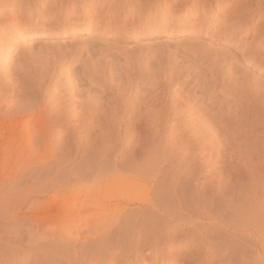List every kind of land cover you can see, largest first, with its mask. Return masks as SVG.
Segmentation results:
<instances>
[{
    "label": "rangeland",
    "instance_id": "1",
    "mask_svg": "<svg viewBox=\"0 0 264 264\" xmlns=\"http://www.w3.org/2000/svg\"><path fill=\"white\" fill-rule=\"evenodd\" d=\"M115 1L117 0H110L109 4ZM120 1H123V6L115 15L109 18V6L98 9L99 15L94 17L93 24L83 30L84 18L91 12L83 10V17H77L75 12L63 16L61 10L54 11L52 2H49L43 10L35 6L24 11L22 14L25 15L16 16L21 10L20 4L0 2L2 17L13 19L8 26L0 24V71L6 72L18 65L29 66L30 72L33 71L35 75L40 68L46 66L52 71L54 60L60 61V58L62 60L68 53L67 57H71V52H74L75 57H66L61 63L57 62L58 66L52 71L54 79L46 80L43 90L48 86L53 92L65 90L64 94L78 90L81 93H75L81 95L80 98L76 95L75 99L86 98L82 101L83 104L70 114L73 116L83 109L82 113L80 112L83 114L82 119L80 118L82 121L70 117L67 122H70L69 126L73 125L71 128L60 127V124L54 127L53 132L57 139L35 143L27 142L22 136L10 138L9 133L1 136L0 238L9 240L12 236L18 239L27 234L26 229L20 230L19 220H13L21 211L31 213L39 208L30 220L43 218L48 206H40V203L46 200V193L59 189L57 185L62 184V180L54 177L55 174L49 176L41 170L55 169L65 159L62 161L61 174L71 172L72 176L71 184L66 189L68 192L92 188L96 177L106 172L111 175L152 174L151 176H157L159 179L162 177L168 181L176 177L175 181L179 178L177 182L165 181V186H158L156 189L164 191V187L168 186L166 189L170 190L171 197L176 191V194L179 191V196L186 192L187 196L194 197L192 199L205 195L212 198L208 202V199L206 200L209 206L222 201L225 196V205L230 206L235 202L236 205L230 206L232 209L242 206L246 209L251 198L245 202L238 196L255 193V203L260 207L257 223L260 230V257L256 264H264V65L260 66L259 61L253 60L255 57L258 60L264 58V10L242 16L244 10H247L242 4L248 0H218L201 12L198 9L203 3L202 0H189L187 6L186 0H160L158 3L162 2L164 5L161 3L157 15L156 8L152 14L144 12L145 8L136 7L138 3L135 0ZM99 2L100 0H97L96 3ZM148 2L151 3L152 0ZM126 8L133 12L127 13ZM237 8L244 9L238 10L243 18L237 16ZM122 11L125 13L118 17ZM102 20H113L114 23L98 30ZM157 21H161V29L156 26ZM252 24L255 29L247 32L248 25ZM14 29L17 34L15 39L10 35ZM29 29L32 33L29 36H18L22 30ZM32 41H42L39 45L40 47L44 44L42 52L27 49ZM50 44L53 45V51ZM64 49H69V52L65 54V51H62ZM47 51L49 52L46 53ZM37 57L40 58L38 61L44 60L43 64L31 60H37ZM29 60L36 66L29 63L26 65L31 62ZM30 66H33L37 73ZM28 74L31 75L29 72ZM40 74L34 77H39ZM232 76L240 79L234 78L236 82H233ZM27 85L26 83V87ZM244 85H247L245 87L251 92H248ZM13 86L8 90L0 87V114H4L11 107L18 108L20 103L22 105L28 102L24 93L12 95ZM53 92L51 91L50 95L53 96ZM62 94H55V100L61 98ZM121 94H124V97L120 96ZM52 96L45 98L51 100ZM55 100V104H50L48 110L65 111V107L72 103L67 99H59L63 103L58 100L59 105L56 108ZM137 108H140V111ZM82 122L86 125L78 129ZM33 124L31 123V127ZM259 150H262L260 152L263 154ZM248 156L252 159L249 160ZM257 179H262L260 188L257 187L258 183L260 184ZM254 186L258 189H253ZM151 191L155 192L154 187ZM143 192L137 193L136 197L144 196ZM65 193L61 188L60 197ZM25 199H30L32 203L28 200L30 204H22ZM243 201L249 204L243 205ZM33 202L38 203L37 208ZM242 208L239 211L243 210L245 213L247 209ZM69 214L70 212L65 213L66 216ZM231 214L229 212V216L226 215L229 220L239 219L235 217L238 214ZM100 215L103 216L99 211L83 212L78 206L74 216L80 218L81 223H86L96 220ZM203 230L198 228V232L204 236ZM194 232L197 233L196 237H203L201 233ZM182 234L183 232H178L173 236L179 238L175 252L182 248ZM206 236L209 237L207 244L212 249L210 253L207 244L204 246ZM218 237L205 232L201 244L200 241H190V247H183V253L191 251V246L198 244L197 248L200 249L196 248L195 251L198 250V254L201 252L202 255L208 254L201 258L196 253L192 264H212L214 261L213 264L254 262L248 257L249 253L247 256L246 252L244 257L251 260H245L243 255L236 253L239 245L236 246L235 235L227 239L230 244L235 243L236 247L230 257L226 255L227 246L222 245V238ZM186 240L190 239L185 238L184 243ZM247 245L248 243L245 248L243 244L245 249L249 247ZM241 253L245 252H240V255ZM232 257L236 258V263L232 261ZM199 258L201 260H198ZM171 263L172 261L167 262Z\"/></svg>",
    "mask_w": 264,
    "mask_h": 264
},
{
    "label": "bare ground",
    "instance_id": "2",
    "mask_svg": "<svg viewBox=\"0 0 264 264\" xmlns=\"http://www.w3.org/2000/svg\"><path fill=\"white\" fill-rule=\"evenodd\" d=\"M1 1L2 2L10 1V3L13 5L20 4L21 10L19 11V13H16V16L25 15V14H22L24 11L26 12L30 10L31 8H34L35 6H38L42 9L43 7L47 6L49 2H52L54 11L56 9H60L63 16H67L70 13L75 12L77 17H83L84 15L82 14L83 10L87 12H91L90 15H86V17L84 18L82 30L88 29L93 24L94 17L96 18L99 15L98 12L100 10L98 11V9H105L106 7L109 6V10L107 12L110 18L111 16L115 15L118 9H120L123 6V1L121 2L120 0L115 1L111 5L109 4L110 0H100L99 3H96L97 0H1ZM135 1H137L138 3L136 7H138L139 9L145 8L144 12H149L150 14H152L154 12V8H156L157 12L155 11V13L157 15L159 13L158 9L162 5H164L162 2H161L162 5L161 3H158L160 0H152L151 3H149L148 0H135ZM202 1H203V3L201 2L202 5H199L200 7V9H198L199 12L206 9L208 5L211 6L213 2H218V0H202ZM186 4L189 5V0H186L185 5ZM243 5H245L248 11L247 10L245 11L243 9L244 13L241 12L242 16L244 14L246 15L251 12L258 13L259 11L264 10V0H248L246 1V3L242 4V6ZM238 10L240 9L237 8V10L235 11L239 12ZM243 10H240V11H243ZM126 12L132 13L133 10H129V11L127 10ZM123 13L125 12L122 11L120 15H118V17H121V14ZM2 14L0 13V24H5L6 26L10 25L13 22L12 17L4 18L2 17ZM141 15H143V13ZM237 16H241L240 12L238 13ZM112 23H114L113 20H110V21L102 20L99 26L97 27V29L101 30L103 29L104 26L106 27ZM253 24L250 26L248 25L247 32H250L251 30H253L254 28ZM156 26L158 27V29H161L163 25L161 21H157ZM42 27L45 28L44 26ZM30 34H32L30 29L27 31L22 30L20 35L18 36L24 38V36H29ZM10 35L14 39L17 38L15 29L14 31L10 33ZM34 40H41V39H34ZM40 43H42V41H32V43H30V46L27 47V49L29 51H34L36 49L39 51L41 49L43 50L44 47L42 46L44 44L39 47ZM58 45H57V48H58ZM50 46H47V47H50ZM54 46L56 48V45ZM51 47L53 48V45ZM45 50L47 49L45 48ZM53 50L54 48L52 49V51ZM56 50L58 51V49ZM68 50L69 49H67V51ZM70 50L72 49L70 48ZM62 51H65L64 52L65 54L69 52V51L67 52L65 49ZM48 52L49 51H47L46 53ZM67 55H69V53ZM67 55L63 57L62 60L60 58V61H57V62L61 63V61H64L63 59H65ZM57 56L59 58V55ZM45 57H48V56H45ZM72 57H75L74 52H71V57L69 58L71 59ZM38 59L40 58L37 57V60H34L32 58L31 60L37 63L36 61H38ZM56 60H59V59H56ZM56 60H54V64H52L51 66L53 70H55L56 65H57ZM253 60H257L256 62L259 61L260 63L258 64L260 66L262 64L264 65V58H261L260 60H258V58L255 57V59ZM32 61L27 62V64L26 63L24 64L33 65L34 62L32 63ZM42 61L39 60L38 62H42ZM45 64H44V67H45ZM39 65H41V63H39ZM18 66L17 67L15 66L14 69H10L9 71H6V72L2 70L0 71V87H2L4 90H8L11 86L14 85L13 90H12V95L15 96V95H18L19 93H24L25 99H27L28 102L27 103L25 102L22 105L20 103L18 108L15 109L14 108L15 106H14V107H11V109H8L4 114H0V138H3L1 136H3L5 133H9L10 138L12 137L16 138L17 136H22L25 138L27 142H35V143L50 142L54 138L57 139L53 132L54 127L59 126V124L61 125L60 127H63V128L65 126L70 127L71 126V125L69 126L70 122H67L69 121L68 119L70 117H72L71 119H74V120L82 119L81 116L83 114H81L82 113L81 111H83V109L80 110L81 113L79 112V113L73 114V116L70 115L72 114L71 111L78 109L77 107L83 104L82 101L86 100V98L81 100L84 97H81V99L77 100L78 98H80L81 94L79 96L78 94L81 92H78V90L77 91L75 90L73 93L69 91L70 93L64 94L65 90H63L64 93L63 91H60V90H59L60 92L59 91L56 92L57 90L56 91L54 90L56 92L55 93L53 92V90H51V88H49L48 85H47L48 88L46 89L45 87L46 90L44 91L43 85L46 82V80L52 81L54 79V76L52 74L53 70L51 71L50 68L49 69L46 68L48 66H46L43 69L40 68V70L38 69L39 70L38 73H41L39 76L40 78H39V77H34V76H38L37 75L38 73L35 71L36 69L34 70V67H33L36 65H33L32 67L30 66L37 73L36 75L35 73L34 74L32 73L33 71L30 72L31 70L30 68H28L29 66L28 67H24L25 65L21 67L20 66L18 67ZM40 67H42V65ZM28 72L32 74L27 75ZM234 78H239V77L234 76L233 78H231V80H233ZM33 80H36V81H33ZM233 82H236V81L233 80ZM26 83L28 84L27 87H26ZM245 86L247 85H244V87ZM73 88L75 89V87ZM64 89L69 90V88H65V87ZM51 91L54 93V94L52 93L53 96L50 95ZM75 92H78V94ZM248 92H251V91L249 90ZM57 93L58 94L63 93L62 97L59 98L61 101L67 99L69 102L70 101L72 102L67 107H65L66 108L65 111L63 109L57 112H55L54 109L48 110V107H50L49 106L50 104L52 103L55 104L54 102L55 97H56L55 94L57 95ZM118 93L117 95H119ZM7 95H9V93ZM76 95L78 96L77 99H75ZM123 95L121 94L120 96H123ZM47 96H52L53 98H51V100H49L50 99L49 98L47 99L48 100L47 101L46 100ZM58 100H55L58 102V103L56 102V105H55L56 108L59 105L60 100L59 101ZM82 107H84V105H82ZM58 112H59V115H57ZM31 123H34L33 127H31ZM85 125L86 123L82 122L80 125H78L77 128L79 129L80 127L85 126ZM260 151L262 150H259V152ZM246 155H248V153ZM249 155H252V154H249ZM104 157H106L105 154H104ZM248 157L246 159H248ZM250 157H249V160L252 159ZM62 161H65V159H63ZM62 161L58 165L56 164L57 166L56 168L54 167L55 169L52 168L53 170L52 169L51 170L50 169L41 170V171H44V173H48L49 176L51 174H55L54 177L62 180L61 181L62 184L60 183L57 185V189L58 188L59 189L56 191L50 192L48 194L46 193L45 194L46 200L40 203V206L41 204L45 205L46 207L48 206L46 214L44 213L45 216L42 214L43 215V218L41 217L42 219L40 218L35 221L30 220L31 218H33V215L36 214L35 212L39 209L38 208V209H35V211L34 210L31 211V213H25L24 211H21L19 214L13 217L14 218L13 220L15 221L19 220L20 230L26 229L27 234L18 239L13 238L12 236L9 237L10 238L9 240L0 238V264H154V263L155 264H160V263L167 264V262L169 261L170 262L172 261L171 264H192V262L195 260L194 255L196 253L198 254V250L195 251V249L198 247V244H194L196 245L194 247L191 246L192 250L189 252H185V253H183V247L185 248L186 246L190 247L189 246V244L191 245L190 241H194V242L200 241V244H201L203 241L202 238L205 236V232H209L212 235L219 236L222 238V239L220 238L221 239L220 241L222 245L227 246V254H226L227 256L229 257L232 256L231 253L235 250L236 248L235 243H236V246L239 245V247H237L235 251L236 253H239V256L243 255L244 257V254H246L247 252L246 255L248 256V253H249L250 256L248 257L252 258L254 261V262H251V264H256V262H258V259L260 257L259 256L260 255L259 253V242H260L259 231L260 230L257 227V223H259L258 215L260 217V209H259L260 207H258L259 204L256 205L255 203L254 197L256 194L254 193V191L256 190L257 187L260 188L262 186L261 185L262 179L261 181L259 180L260 184L258 183L257 187L256 186L253 187V189L256 187L255 190L253 191L255 195L252 194V192H250L251 194L249 196H247L248 195L247 193H246L247 195L245 194L244 196L240 193L242 196H238L240 198L242 197L244 201L245 200L247 202L250 200L252 201V202L250 201L249 206L247 207L245 206L247 210L244 208V206H242L241 204H238L239 206L241 205L244 208V210H246L244 213L243 210L239 211V209H241L242 207H240L239 209L238 207H236L237 209L231 208L233 207V204H235V202L233 203L231 201L233 203L232 205H230L231 207L229 205H225L223 203L225 196H223L224 198L221 197L223 198L222 201L219 200L222 203H219L218 201V203L215 202L216 203L215 205L210 204V206L206 203V200L208 199L207 200L208 202L209 199H212V198H209L205 195H199L200 193L198 192L199 196L197 197V199H192L193 196L192 197L190 195L187 196V193L185 192L188 188L187 189L185 188L186 190L184 189L183 191L185 193H182V196H184L185 198H183L181 195L179 196V191L177 194H176L177 192L176 191L175 194L171 197L170 190L166 189L168 186L164 188L168 190L169 192L166 191L165 189H163L164 191H162V189L160 188L161 186L163 187V185L166 184L165 181H167L168 183L170 181L175 183L179 180V178L178 180L175 181L176 177L173 176L175 177V179L170 180L171 179L170 178L168 181L167 179L164 180L165 178L163 179L162 177H160L159 179L157 176H151L152 174L150 172L149 173L151 175L149 176L145 175V173L144 175L143 173L139 175L137 172H134V173H137V175L136 174L134 175H131V174L111 175L105 172L104 173L105 175L102 173L103 175H99L96 177L94 186L92 188L83 189L78 192H68L66 189L71 184L70 179L72 178V176H71V172L61 174V171H62L61 167L63 164ZM97 168L98 167H96V169ZM101 170L103 171V169ZM254 170L252 171L254 172ZM41 171H38V172L42 173ZM149 173H146V174H149ZM152 173H154V171H152ZM169 177H172V176H169ZM61 185L63 187H61ZM158 186H160L159 190H157ZM151 187L152 188L154 187L155 189L154 193H152ZM61 188L66 191L63 197H60V194H59L61 192ZM173 188H170V189H173ZM181 190L180 192H182ZM141 191H144L143 192L144 196L142 195L141 198H138V196L136 197V194ZM42 192L40 191V193ZM215 194L213 197L216 196ZM224 194L226 195V193ZM229 199H226V200H229ZM28 200L30 201V199ZM28 200L25 199V202L24 203L22 202V204L24 205L30 204L31 201L29 202ZM49 201L50 202L52 201V203L50 204ZM244 201H243L244 203L243 205L249 204V203H245L246 201L245 202ZM256 201H259V199L258 200L256 199ZM33 203L35 204V202ZM36 205L38 207V203L35 204V207ZM78 206H80V210H82L83 212L90 213L93 211H99V214H102L103 216L101 217L100 215L99 217L97 216L98 218L96 220H93V221L91 220L86 223H81L79 221L80 218L74 216L77 212ZM20 208H21V205H20ZM234 209L238 210V212L237 211L235 212ZM67 212H70L69 216L65 215V213ZM229 212L230 214L232 213L231 214L232 216L235 214H238L235 217L236 218L238 217L239 219L238 220L236 219L235 220L236 222L232 221V219L229 220L228 219L229 217L227 218L226 216L228 215ZM198 228L200 231L204 229L203 230L204 236L202 235L200 231L198 232ZM194 231H197L198 234L201 233V236L203 237L201 238L200 235L199 237H196L197 233ZM178 232H183V234L181 235L182 237H180L181 238L180 240L182 242L181 244L182 248H179V250H176L175 252V247H177L176 246L177 239L179 240V238H175L173 236H175V233H178ZM233 235H235L236 237V238L234 237L235 238L234 241L236 240L238 242V243L236 241L235 243L233 242L234 245L232 243L230 244V242H228L227 240L228 238H232ZM206 237L207 239L206 238L204 239L207 241L205 243L203 242L205 244L204 246H206L208 242V238H209L208 236ZM185 238L186 239L189 238L190 240L189 241L186 240L187 242L184 243ZM210 239H211V235H210ZM210 239H209V243H211V246H212L213 244L210 241ZM220 241H217V242L220 243ZM241 241L242 242L247 241L248 243L247 247L249 246L247 248L248 251H246L247 249H245L247 243L245 242L246 243L245 244V243H242ZM213 242L215 243V241ZM207 247L210 253L212 249L209 248L210 246H208V244H207ZM197 249H200V248H197ZM206 252H208V250H206ZM240 252H245V253L243 254L241 253L240 255ZM207 254L206 255L203 254V255L207 256ZM198 255H200V257L203 256L201 252ZM227 256H224V257H227ZM239 256L238 258H240ZM201 258H199L198 260H201ZM205 258H209V257H205ZM205 258L203 259L206 260ZM246 259L248 258H245V260ZM232 261L235 262L236 258H234Z\"/></svg>",
    "mask_w": 264,
    "mask_h": 264
}]
</instances>
